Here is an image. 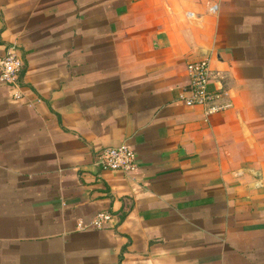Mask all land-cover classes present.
<instances>
[{"label": "crops", "instance_id": "0c3cea01", "mask_svg": "<svg viewBox=\"0 0 264 264\" xmlns=\"http://www.w3.org/2000/svg\"><path fill=\"white\" fill-rule=\"evenodd\" d=\"M11 47L0 264H264V0H0ZM199 60L215 114L180 101ZM120 145L132 175L95 165Z\"/></svg>", "mask_w": 264, "mask_h": 264}, {"label": "built area", "instance_id": "2783aa9c", "mask_svg": "<svg viewBox=\"0 0 264 264\" xmlns=\"http://www.w3.org/2000/svg\"><path fill=\"white\" fill-rule=\"evenodd\" d=\"M216 6L211 11L215 12ZM189 84L187 89L180 95V101L187 107H202L208 115L219 111L217 102L220 98L218 93L209 90L211 78L209 63L207 60H199L187 65ZM23 72V61L14 47L5 53H0V84L13 89V98L20 99V79ZM95 165L102 171L134 174L138 168L137 155L127 145L103 149L96 159ZM114 216L109 212H99L89 223L78 222V230L95 229L103 230L113 222Z\"/></svg>", "mask_w": 264, "mask_h": 264}]
</instances>
